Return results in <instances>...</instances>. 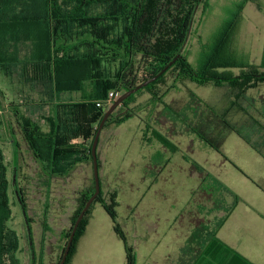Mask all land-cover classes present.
Listing matches in <instances>:
<instances>
[{
	"label": "trees",
	"instance_id": "16d2710c",
	"mask_svg": "<svg viewBox=\"0 0 264 264\" xmlns=\"http://www.w3.org/2000/svg\"><path fill=\"white\" fill-rule=\"evenodd\" d=\"M246 2L248 0L239 2L213 43L203 46L200 64L196 68L190 62L185 46L198 11L201 9L206 13L208 9L207 0H0V48L4 46L7 49L9 43L29 42L31 52L27 64L34 73V80L53 78L59 90L82 91L88 86L91 90L79 102L57 105L54 114L44 119L49 125L47 131L30 114L29 106H12L7 127L17 148L20 171L19 140L44 172L51 175L66 177L86 156L90 162L93 161V141L110 107H98L97 101L105 100L112 90L123 94L156 77L172 61L174 63L154 82L127 98L104 128L110 123L120 124L136 114L133 104L137 94L138 97L149 94L154 105L161 103L177 80H188L201 86L226 87L225 100L232 95V108L243 110V102L248 106L249 93L264 85V48L259 64L238 60L232 50ZM4 60L0 58V66L3 62H14V58L7 54ZM235 69L239 70L238 74L234 73ZM205 104L211 106L207 102ZM166 107L173 108V105L166 104ZM183 108L181 117L187 122L191 101ZM219 110H216L213 118L224 122L227 129L232 128L223 120L224 116ZM166 112L172 114L171 109ZM201 117L202 114H199L193 131L212 148L221 151L216 137H211L205 130ZM157 136L169 145L164 136ZM78 139L87 142V151L74 143ZM9 186L8 169L0 149V264H17L15 255L20 250V237L9 227L12 220ZM94 193L93 178L92 188L79 200L72 218L73 225ZM17 197L20 204L26 207L22 189L21 192L18 189ZM237 202L236 198L228 213L233 211ZM94 203H99L111 217L114 231L124 243L126 264H136L135 250L118 224L117 194L112 193L105 199L100 192ZM90 209L79 225L65 264L71 263L78 243L85 234ZM226 216L221 218L212 233L209 228L205 229L208 239L199 255L205 264H217L213 256L224 247L217 237V228L224 223ZM28 220L32 222L30 217ZM71 231L72 228L64 233L66 239L70 238ZM229 251L231 255L226 264H249L231 249ZM31 261L33 263V258Z\"/></svg>",
	"mask_w": 264,
	"mask_h": 264
},
{
	"label": "rangeland",
	"instance_id": "374dc122",
	"mask_svg": "<svg viewBox=\"0 0 264 264\" xmlns=\"http://www.w3.org/2000/svg\"><path fill=\"white\" fill-rule=\"evenodd\" d=\"M207 1L208 9L206 13H203L201 9L198 11L185 46L189 60L196 68L200 64L203 46L213 43L224 22L231 17L239 2L243 0ZM14 46L18 49L17 56L11 54V51L15 50ZM14 46L9 44L6 50L7 56L14 57L17 62L16 66H10L11 74L6 75L5 70L0 67V149L4 154L10 180L12 220L9 227L20 237V250L15 255V260L17 264H34L35 261L36 264H57L62 259L63 250L66 249L69 241L64 237V233L73 229L74 226L72 218L79 206V200L75 210L71 209L70 201L73 198V191L79 187L81 181L80 177H76L67 187L59 186L55 190H48L44 189L43 174L35 172V175L29 176L26 171L20 172L19 157L15 156L13 144H9L12 138L7 127L8 120L13 105L21 100L25 103L34 101V98H30L31 95L38 98L35 96L38 82L34 81V73L27 64L31 44L24 42ZM263 48L264 0H248L240 16L232 50L238 60L259 64ZM25 70L26 74H23ZM234 73L238 74L239 70L235 69ZM174 84L171 90L168 89L166 104L172 103L173 107L180 111L191 101L193 106V109H190L191 116L194 115L196 118L202 114L205 129L212 124L211 120H213L212 116L210 120L211 113L205 103H210L214 109L224 106V102L225 105L228 103V100L223 102V92L227 89L226 87L201 86L188 80H177ZM261 88L264 90V85ZM138 95L135 99L145 97L143 96L145 94H140L139 97ZM174 98L176 100L173 102ZM249 105L253 106V103L249 102ZM250 112L252 119H258L256 112L253 110ZM138 113L139 117L147 123V110L139 109ZM235 120L227 121L234 131L229 134L221 151L196 140V136L186 130L183 123L182 134H179L175 140L178 144H174V149L169 154L174 157V161L165 172L166 187H163V183L159 186L157 182L153 184L148 179L153 189H149L150 186L147 187V181L143 178L145 175L142 174L144 165L142 157L149 156V153L148 149L141 147L139 134L132 126H129L130 124L114 127L120 142L116 148L118 149L116 156L123 161L122 159L114 160L112 163L111 172L114 177L110 180L108 187L117 194L118 224L123 229L128 243L135 250L136 264H177L182 252L193 244L192 240L197 243L194 236H191L197 227L196 222L202 221L203 227L208 226L212 231L223 215L227 214V208L236 198L239 199L236 194L225 197L223 193L224 202L216 203L215 201L211 205L207 196L214 193L212 198L214 200L217 195L220 196V193L216 192L220 185H223L225 190L230 188L228 190L235 192L240 188L237 176L253 177L262 173L264 169L260 164L255 163L254 153L243 147L241 138L250 134L242 125L243 118L239 117ZM215 121L218 120L215 118ZM237 132H241L242 135H238ZM189 137L194 139V145L191 148L189 141H185ZM104 138L105 135L101 137L99 153L102 152ZM27 162L28 167L34 170L37 162L29 159ZM193 165L201 172L194 173ZM119 167H124L122 173L116 171ZM201 173L204 177H201ZM100 185L104 198L107 183L102 180ZM18 189L19 192L22 189L25 193L27 218L32 219L31 223L27 219L31 234H29L22 205L17 197ZM158 190L159 199L149 193ZM167 203H170L171 207L165 210V207L161 205ZM201 205H205V210ZM32 252L36 259L33 263ZM227 260V258L223 259L220 253L213 256V261L217 264H226ZM201 263L205 264L200 260L198 264ZM70 264H126L124 243L114 231L111 217L99 203H94L90 209L88 226Z\"/></svg>",
	"mask_w": 264,
	"mask_h": 264
},
{
	"label": "crops",
	"instance_id": "0c3cea01",
	"mask_svg": "<svg viewBox=\"0 0 264 264\" xmlns=\"http://www.w3.org/2000/svg\"><path fill=\"white\" fill-rule=\"evenodd\" d=\"M9 44H13V46L18 45L16 43ZM6 47L8 49L9 45H6ZM13 48L15 50L11 51V54H15L17 56L18 49H16L15 46ZM7 49L4 48V46L0 48V58H2L3 61H6L4 59L5 55L7 54ZM16 63L17 62L14 59V62L12 64L3 62V65H1L0 67L5 70L4 72H6V75H10V66H16ZM36 81L38 82V87L36 89L35 96H37L38 98H35L33 97V95H31L30 98H34V101L30 100L29 103H25L21 100L19 103H16V105H21L22 107L29 106L30 114L35 118L36 121H40L42 129L46 131L49 130V125L45 123L44 119L54 114L57 105L79 102L83 97L88 96L91 91L89 86L85 87L82 91L59 90L56 85L55 79L53 78H51L50 80ZM256 91L257 93H255ZM225 92L227 94V90L223 92V102L226 101ZM143 96H145L143 97V99H137L133 104L134 109H136V114L133 115V117L120 124L110 123L102 130L97 147V156L100 182H102L103 180L105 183H107V190L103 194L104 198L106 199H108L109 196L113 193L110 190V187H108L110 180H112L114 177L113 173L111 172L112 163H114V160L120 161L122 159H119V157L116 156V151L118 150L116 148L120 142L118 141L114 127L117 128L121 125L130 124L129 126H132L140 136L141 147L145 150L148 149L149 156L142 157V160L144 162L142 174L145 175L143 178L147 181V187L149 188L150 186L149 189L153 188L152 185L149 184L148 179H150L153 184L157 182L158 186L160 185V183H165V172H167L168 167L170 168L172 166V161H174V157L169 154L171 151H173L172 149H174V144H178L175 140L179 134H182L181 129H183V123L184 128L192 133L193 136H196V140L198 139L205 145L212 148L210 145L200 139L193 131L192 128L196 123H198V119L197 117L194 118V115L193 117L191 116L192 110L191 112L189 111V121L186 122L181 117V110H177L176 107H166V98H164L161 103L153 105L152 99L149 98V94L145 93V95ZM249 97L250 100L248 101L253 103V106L249 105V103L247 106V104L243 102V110H240L236 107L234 109L232 108V101L234 100L232 95L229 96L228 103L226 105L224 102V106H222L221 108L217 107V109H220L219 113L224 116L223 120L225 121L231 119L236 121L235 119H239V117L243 118L242 121H244V124L242 125L250 133L247 137L241 138L244 145L243 147L245 149H250V151L254 153V161H256L255 163L260 164L264 169V90H262L261 87L258 90H253L249 93ZM175 100L176 99L174 98L173 102ZM170 104L172 103H168V105ZM208 104L210 105V103ZM191 108L193 109L192 105ZM139 109L147 110V123L145 122V120L139 117ZM167 109H171L172 114L169 112L167 114ZM208 109L211 113L210 116H212V119L214 120L215 118H213V116L217 109L214 110L212 105L208 106ZM251 110L256 112V116L258 117V119H252V113L250 112ZM213 120H211L212 124L209 127L207 126L206 128L208 130L207 133H209L211 137H216L215 139L217 140L218 144L221 145L222 150L224 144H226L228 140L229 134L234 130L233 128L227 129L226 124L222 121L218 122ZM237 122L239 123L240 121L238 120ZM238 123H236V125H238ZM237 133L238 135H242L241 132ZM103 135H105V138L104 145L101 150L103 152L102 154V152L99 153V146L101 137ZM157 135L164 136L169 141V145L167 146L165 143L159 140ZM192 137H189L185 140L187 142L189 141L188 143L190 144V148L194 145V139H192ZM19 142L21 144L20 162L22 164L20 172L22 173L26 171L29 173V176L33 174L35 175V172L36 174H43L42 176H44L45 178L43 181L44 189L55 190L59 186L67 187L69 184L73 183L76 177H80L81 183L79 187L73 191V198L70 201L71 209L75 210L78 205V200H80L82 195L86 194L92 188V180L94 178L93 161L90 162L88 160V157L86 156L84 161L77 164L66 177L51 175L50 173L44 172L42 166L38 162L37 165L34 166V170H32L31 167H28L27 159H29L30 161L34 159L22 140H19ZM74 143L80 144L81 149L87 151V142L85 143L82 139H78L75 140ZM9 144H13L12 141H10ZM13 147L15 156L16 158H18L17 148H15L14 145ZM180 156L182 159V154ZM123 170L124 167H119L116 171L122 173ZM192 170H194V173L196 171H200V169H198L194 165L192 166ZM200 175L201 177H204L203 173H201ZM237 182L240 188L235 192L232 189V191L228 190L230 188L225 190L224 186L220 185V188L218 186V188L216 189V192L220 193V196L217 195L215 200L212 199L214 197V193L207 196V199L211 201V205L215 203V201L216 203L224 202V197L222 196L223 193L225 197L232 196L234 194L239 196L238 202L235 205L233 211L231 213L227 212L226 220H224V223L217 228V237L220 243L224 245V247L220 249V255L223 259H228V257L231 255L229 249H231L232 251H234V253H237L240 257L248 261L249 264H264V170L261 174H257L253 177L247 175L237 176ZM163 187L165 188L166 185L164 184ZM158 192L159 190L150 191L149 193H152L153 195H155L156 199H159L157 196ZM225 200L229 201V199ZM205 205H201V207L204 209ZM161 206H164L165 210L171 207L170 203ZM228 209L229 207L226 211H228ZM224 216L225 215H223L222 218H224ZM201 222L202 221L196 222L197 227H195V232L191 235L194 236V238L197 240V243L192 240L193 244H191L188 248L185 249L184 252H182L181 258L177 264H198V262L200 261V251H203L205 249L204 242L208 239V234L205 229L209 228L208 226L203 227L204 223ZM225 247H227L228 249H225ZM188 249L191 250L189 254H187L189 252Z\"/></svg>",
	"mask_w": 264,
	"mask_h": 264
},
{
	"label": "water",
	"instance_id": "95a60500",
	"mask_svg": "<svg viewBox=\"0 0 264 264\" xmlns=\"http://www.w3.org/2000/svg\"><path fill=\"white\" fill-rule=\"evenodd\" d=\"M174 63V61H172L169 66H167L165 69H163L159 75H157L156 77L147 80L139 85H137L136 87L130 89L129 91L123 93L110 107L109 109L106 111L102 121L99 124V128L98 131L95 135L94 141H93V145H92V157H93V171H94V181H95V193L90 197V199L86 202L85 207L83 208L82 212L80 213L79 217L77 218L76 222L74 223L69 241L67 243L66 249L64 251L63 257L60 261L59 264H65L67 257L69 255V252L71 250V247L73 245V241L75 238V234L79 228L80 223L82 222V220L84 219V217L86 216L87 212L89 211V209L91 208L92 204L95 202V200L97 199V197L99 196L100 192H101V185H100V176H99V164H98V156H97V147L99 144V140H100V136L102 133V130L106 124V122L108 121V119L111 117V115L116 111V109L118 107H120L121 105H123L124 101L129 98L130 96H132L133 94H135L136 92H138L139 90H141L142 88H144L145 86H147L148 84L154 82L160 75H162L172 64ZM22 210H23V214L25 216V220H26V224L28 227V231L29 234H31V229H30V224L28 222V218H27V212L25 207L22 206ZM33 253V252H32ZM33 257V262H34V253L32 255Z\"/></svg>",
	"mask_w": 264,
	"mask_h": 264
},
{
	"label": "built area",
	"instance_id": "2783aa9c",
	"mask_svg": "<svg viewBox=\"0 0 264 264\" xmlns=\"http://www.w3.org/2000/svg\"><path fill=\"white\" fill-rule=\"evenodd\" d=\"M122 93L117 90H112L108 93L105 100L97 101L98 107H103L104 105L111 106L120 96Z\"/></svg>",
	"mask_w": 264,
	"mask_h": 264
}]
</instances>
